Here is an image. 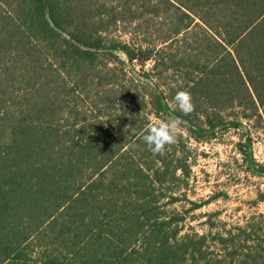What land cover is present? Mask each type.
<instances>
[{
	"label": "trees",
	"instance_id": "16d2710c",
	"mask_svg": "<svg viewBox=\"0 0 264 264\" xmlns=\"http://www.w3.org/2000/svg\"><path fill=\"white\" fill-rule=\"evenodd\" d=\"M169 119L264 126V0H0V264H264V213L199 235L165 210L186 157L142 137Z\"/></svg>",
	"mask_w": 264,
	"mask_h": 264
},
{
	"label": "rangeland",
	"instance_id": "374dc122",
	"mask_svg": "<svg viewBox=\"0 0 264 264\" xmlns=\"http://www.w3.org/2000/svg\"><path fill=\"white\" fill-rule=\"evenodd\" d=\"M115 36L128 39L119 32ZM205 137L196 140L178 126L174 142L168 145L174 147L176 156L186 157L188 177L181 185L178 181L165 185L162 201L167 212L183 217L184 230L199 235L223 234L264 213V201L258 198L264 194V175L259 172L264 165V126L243 121L241 128L223 129ZM170 197L178 200L169 205ZM190 203L198 207L189 210Z\"/></svg>",
	"mask_w": 264,
	"mask_h": 264
},
{
	"label": "clouds",
	"instance_id": "9594fccd",
	"mask_svg": "<svg viewBox=\"0 0 264 264\" xmlns=\"http://www.w3.org/2000/svg\"><path fill=\"white\" fill-rule=\"evenodd\" d=\"M173 109L179 110L184 114L191 112L190 94L186 91H178L173 98ZM178 126V119H169L148 127L142 137L145 146L154 153L163 151L165 145L174 142Z\"/></svg>",
	"mask_w": 264,
	"mask_h": 264
},
{
	"label": "water",
	"instance_id": "95a60500",
	"mask_svg": "<svg viewBox=\"0 0 264 264\" xmlns=\"http://www.w3.org/2000/svg\"><path fill=\"white\" fill-rule=\"evenodd\" d=\"M118 55L121 56L123 60H126V56L123 53H118Z\"/></svg>",
	"mask_w": 264,
	"mask_h": 264
}]
</instances>
